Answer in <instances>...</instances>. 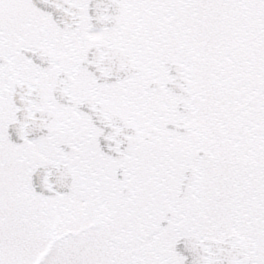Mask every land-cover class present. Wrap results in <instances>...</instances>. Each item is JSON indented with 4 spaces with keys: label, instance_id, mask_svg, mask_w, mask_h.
Wrapping results in <instances>:
<instances>
[{
    "label": "snow or ice",
    "instance_id": "1",
    "mask_svg": "<svg viewBox=\"0 0 264 264\" xmlns=\"http://www.w3.org/2000/svg\"><path fill=\"white\" fill-rule=\"evenodd\" d=\"M0 264H264V0H0Z\"/></svg>",
    "mask_w": 264,
    "mask_h": 264
}]
</instances>
